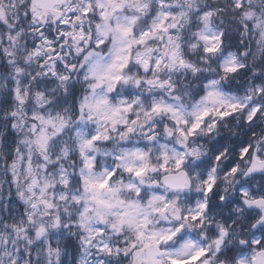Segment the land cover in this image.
Wrapping results in <instances>:
<instances>
[{
	"label": "snow or ice",
	"instance_id": "1",
	"mask_svg": "<svg viewBox=\"0 0 264 264\" xmlns=\"http://www.w3.org/2000/svg\"><path fill=\"white\" fill-rule=\"evenodd\" d=\"M0 264H264V0H0Z\"/></svg>",
	"mask_w": 264,
	"mask_h": 264
}]
</instances>
